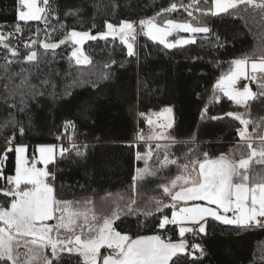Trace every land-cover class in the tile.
Wrapping results in <instances>:
<instances>
[{"label":"trees","instance_id":"trees-1","mask_svg":"<svg viewBox=\"0 0 264 264\" xmlns=\"http://www.w3.org/2000/svg\"><path fill=\"white\" fill-rule=\"evenodd\" d=\"M50 3L56 18L49 17L46 32L42 21H17L18 0H0V33L15 32L18 23L23 29L10 41L20 52L16 58L9 57L14 60L8 69L10 75L3 68L7 53L0 47V149L5 147V138L13 134L12 125L17 126L15 140L26 143L29 153L35 144L71 143L63 158L56 156L58 199L81 201V208L90 206L83 204L90 199L99 212L110 214L115 207L127 206L132 197H145V212L121 214L113 227L132 238L156 234L166 240H180L175 225H167L164 230L157 227L160 218L170 217L172 211L170 207L156 211L155 201L164 195L162 185L181 175L182 165L202 160L205 153L209 158H240L242 142L237 129L243 126L225 116L227 112L244 114L252 121L247 131L254 144L259 142L255 137L264 135V97L249 102L246 109L214 88L217 79L229 72L233 59L264 57V12L251 7L245 10L241 5L237 14L202 15L211 7L210 0H72L78 12L65 16L66 0ZM173 3L177 10L157 17L156 22L171 19L206 26L210 31L197 36L195 43L166 49L143 35L139 21L156 16ZM195 4L199 11L192 6ZM121 21L134 22L138 27L132 56L119 38L113 40L111 36L84 44L81 50L90 60L86 64H77L71 57V42L49 51L46 57L39 44L58 42L72 29L98 36L106 32L105 22L119 25ZM30 39L37 40L31 50L41 55L28 63L24 55L29 49L24 41ZM252 89L260 91L257 82ZM9 105L14 106L11 113ZM86 106L90 109L87 114ZM166 106L172 108L174 117L167 134L174 139L161 144L153 154L148 167L155 174L137 180L133 191V177L140 166L137 154L144 148V143L135 141L137 129L145 125L148 112ZM69 121L75 127L66 126ZM19 125L24 128L22 136ZM73 146L85 153L84 159L76 156ZM165 154L178 163L162 166ZM3 157L0 152L3 175H13L15 152ZM252 168L264 173V165L253 163ZM3 184L0 180V186ZM184 239L187 253L192 244L198 243L204 254L195 261L182 255L178 264H264V228L240 229L209 218L206 235L189 232ZM58 264L83 261L77 253L64 252Z\"/></svg>","mask_w":264,"mask_h":264},{"label":"snow or ice","instance_id":"snow-or-ice-1","mask_svg":"<svg viewBox=\"0 0 264 264\" xmlns=\"http://www.w3.org/2000/svg\"><path fill=\"white\" fill-rule=\"evenodd\" d=\"M208 3L209 0H204ZM211 7L202 15L211 14H237L240 6L247 10L249 7L264 12V0L257 3L256 0H210ZM17 21L27 24L30 21H42L45 23V31H48L49 17L54 16V9L50 0H18ZM199 11V5H192ZM65 16L76 15V9L72 0H66ZM177 10L175 3L168 8L161 9L156 16L139 21L140 30L154 43L163 45L166 49H173L195 43L194 39H176L169 41L167 37L173 32L194 34L208 33V27L193 26L188 22H176L168 19L161 26L157 24V17ZM232 10V11H230ZM187 11V7H185ZM188 15L193 13L188 11ZM106 32L92 35L89 31L69 30L64 39L58 42L40 41V47L44 54L55 52L60 45L71 42L73 50L71 57L77 64L90 63L89 58L79 47L86 40L119 38L120 43L127 48L128 56L134 55L133 42L136 40L137 29L134 22L121 21L119 26L105 22ZM39 31V30H38ZM23 29L17 24L15 32L7 35L0 33V47L7 53L4 57V71L8 69L14 60L9 59L20 56L18 48L11 46V39L15 35L22 34ZM131 41V42H130ZM37 40L24 41V47L29 51L24 55L28 63L37 61L41 54L31 50ZM115 63V61H113ZM109 65H105L108 68ZM19 75V74H16ZM241 79L258 83L260 91L254 92L245 84L242 89L236 85ZM214 88L223 94L229 101L247 109L249 102L264 97V57L259 60H249L247 57L233 59L228 73L220 76ZM9 110L14 108L9 105ZM22 110V109H21ZM90 109L85 107V114ZM9 113V114H10ZM171 108H165L162 112L154 114L156 120L148 117L147 123L160 129L159 133L147 137L149 140H171L170 135L165 134V129L172 127ZM143 116L144 114L141 113ZM239 121L242 128L237 129V135L242 142L239 146V159H233L221 155L216 159L204 154L202 160H190L182 165L181 175L171 180L170 185H162L163 193L170 197L171 203L162 205L155 201L156 211L163 212L165 207L172 209L171 217L163 215L157 227L166 229L167 225H176L181 239L179 242H171L163 239L161 235H138L135 239L127 234H122L113 227L120 215L113 212L110 216H98L91 208L81 211V201L58 199L55 188L57 180L58 162L56 151L50 146H40L37 149L39 160L33 158L29 163L26 145H12L15 141L16 125H12L13 134L5 138V147L0 149L7 157L9 152L16 155L15 174L5 177L0 169V180L4 184L0 186V264H58L61 253H77L82 257L83 264H178L182 255H188L193 261L203 257L204 249L200 244H192L193 253H187L188 244L184 239L185 233L205 234L208 219L211 218L223 225H232L240 229L264 228V173H258L253 168V163L264 165V135L255 137L259 143L254 144L252 134L247 127L251 120L244 118V114L227 112L224 114ZM223 119V117H212ZM162 121V122H157ZM75 127L72 122H66V126ZM7 131V128H6ZM21 135L24 133L22 125L18 126ZM256 129L253 128V132ZM143 140V135L139 136ZM76 156L85 158V153L75 148ZM86 147V146H85ZM162 145L157 143L155 148L151 145L142 156L137 159L145 160V167L137 169V175L133 177V191L137 189V180H143L145 175H154L149 170L147 160L154 153H158ZM68 149H61L59 156L64 157ZM37 163L45 165L38 168ZM78 163V161H73ZM162 166L176 165V159H169L167 154L160 161ZM52 165L51 168L48 166ZM191 166V167H190ZM179 182V183H178ZM179 190H175L176 188ZM133 203H135L133 201ZM91 205L90 199L83 202ZM231 213V216L228 215ZM126 216L136 215V209L127 206ZM152 213H146L151 215ZM102 220V223H101ZM55 221V223H49ZM186 225H191L189 227ZM101 249L110 250L103 254ZM50 250V255L49 251ZM199 252L200 256L194 255Z\"/></svg>","mask_w":264,"mask_h":264},{"label":"rangeland","instance_id":"rangeland-1","mask_svg":"<svg viewBox=\"0 0 264 264\" xmlns=\"http://www.w3.org/2000/svg\"><path fill=\"white\" fill-rule=\"evenodd\" d=\"M173 21H174V20H173ZM164 22H165V21H164ZM164 22H163V23H158V22H157V24L163 26V25H164ZM176 22H180V21H176ZM188 23H189V22H188ZM134 25H135V24H134ZM115 26H119V25H115ZM193 26H194V25H193ZM135 27H136V29H137V36H138V27H137V25H135ZM106 31H107V30H106ZM172 34H174L176 37H175L174 40H171V41H175L176 39H181V38H184V39H189V38H191V39H195V37L198 35V34H194L193 36L190 37V34L188 33L189 37H188V38H185L186 33H185V32H182V31H181V32H173ZM6 35H7V34H6ZM137 36H136V39H137ZM133 47H134V51H135L136 45L133 44ZM252 82H253V81H252ZM240 83H243V86H244L245 84H247V85L250 87V89H251L252 91H254V90L251 88V85H250L251 81H250V80H244V79H241L240 81H238V83H237L236 86H237L238 88H241V89H242L243 86L240 87ZM254 92H255V91H254ZM165 108H171V107H170V106H166V107H164L163 109H161V110H159V111H151V112H148L147 115H145V125H144L142 128H138V129H137V133H136L135 141H136L137 143H144V148H143V150H142L141 152L138 153L139 155L142 156L144 153H146V152L148 151L150 145H151L152 148H155V146H156L157 143H159V144H166V143H171V142L173 141L172 139H171V140H149V139H147V137L153 135L154 133H159V132H160V129L157 128V127L155 126V124L150 126V125L147 123L148 117L151 116L153 120H156V116H155L154 114L162 112ZM171 109H172V108H171ZM173 120H174V117H173V112H172V113H171V122H172V126H173ZM157 122L159 123V122H162V121H157ZM171 128H172V127H171ZM171 128H170V129H171ZM170 129H165V134H166V135H168L167 133L169 132ZM140 135H143V136L145 137V139H143V140L139 139V136H140ZM258 143H259V142H258ZM18 145H26V146H27L26 143H20V144H18ZM70 145H71V143H65V144H64V143H61V142H59V143H40V144H35V145H34V148H32V150H31L30 153L28 152V148H27L26 156H27L28 161H29V159H30V156H32L33 158L35 157L37 160H39V153L37 152V149H38L40 146H50V147H53V148L55 149L56 153H57L56 156H58V155H59V152H60L61 149H67ZM16 146H17V145H16ZM33 149H34V150H33ZM138 154H137V156H138ZM15 156H16V155H15ZM138 160H139V163H140V166H139L138 168H141V169L144 168V167H145V160H144V159H138ZM149 160H150V159L147 160V165H148V161H149ZM29 163H30V162H29ZM30 164H31V163H30ZM15 166H16V157H15ZM37 167H38V168H43V167H45V165H43L42 163H37ZM190 167H191V166H190ZM14 174H15V172H14ZM14 174H13V175H14ZM173 179H175V177H174ZM173 179H172V180H173ZM170 182H171V181H170ZM170 182H168V184H166V185H170ZM178 183H179V182H178ZM175 190H179V188L177 187L176 189H174V191H175ZM157 200H159V201L161 202L162 205H168V204L171 203L170 197L166 196L165 194H164L163 196L157 198L156 201H157ZM133 201H134L135 203H133ZM146 201H147V199H146L145 197H139V198L132 197V199L129 201V203L127 204V206H128V205H131L133 208L136 209V212H145L146 207H144V205H145ZM117 206H118V205H117ZM127 206H122V208L115 207L114 210H112V212H111L110 214H103V213L99 212L94 204H92V205H90V206H84V207L80 208V210L83 211V210H86V208H91L92 211L95 212L98 216H104V217H107V216H110L113 212H116V213H118L119 215L124 214V213L127 211ZM171 212H172V211H171ZM228 215L231 216V213H229ZM170 217H171V215H170ZM170 217H169V218H170ZM49 223H55V221H50ZM101 223H102V220H101ZM175 226H176V225H175ZM186 226L193 227V226H191V225H186ZM176 227H177V229H178V226H176ZM178 232H179V229H178ZM122 234H124V233H122ZM48 251H49V253H50V250H48ZM101 252H102L103 254L106 255V254H108L109 250H108V249H101Z\"/></svg>","mask_w":264,"mask_h":264},{"label":"built area","instance_id":"built-area-1","mask_svg":"<svg viewBox=\"0 0 264 264\" xmlns=\"http://www.w3.org/2000/svg\"><path fill=\"white\" fill-rule=\"evenodd\" d=\"M18 7H19V5H18ZM167 39L170 41V40H174V36H169V37H167ZM131 42V41H130ZM136 42H137V39L133 42V44H135L136 45ZM21 135V134H20ZM22 136V135H21ZM21 142H18V141H14V144L12 145V146H16V145H18V144H20ZM32 150V149H31ZM31 152V151H30ZM32 160H33V157L32 156H30V159H29V162L31 163L32 162ZM110 251V250H109ZM189 252L190 253H193V249H192V247H190L189 248ZM194 255H198V252H195L194 253Z\"/></svg>","mask_w":264,"mask_h":264},{"label":"crops","instance_id":"crops-1","mask_svg":"<svg viewBox=\"0 0 264 264\" xmlns=\"http://www.w3.org/2000/svg\"><path fill=\"white\" fill-rule=\"evenodd\" d=\"M256 2H257V3H260L261 0H256ZM200 34H206V33H199L197 36H199ZM172 36H174V39H175L176 36H175L174 34H172ZM197 36H196V37H197ZM188 37H189V35H188V33H186L185 38H188ZM196 37H195V39H196ZM195 39H194V40H195ZM170 41H171V40H170ZM254 60H259V59H254ZM250 61H251V60H250ZM253 83H254V82L251 81V83H250L251 88H252V84H253ZM241 86H243V83H240V87H241Z\"/></svg>","mask_w":264,"mask_h":264},{"label":"water","instance_id":"water-1","mask_svg":"<svg viewBox=\"0 0 264 264\" xmlns=\"http://www.w3.org/2000/svg\"><path fill=\"white\" fill-rule=\"evenodd\" d=\"M88 41H90V40H86L82 45H80L79 47L82 49L83 48V46H84V44L85 43H87ZM218 158V157H217ZM211 159H216V158H211ZM150 235H156V234H150ZM133 239H135V238H133ZM171 242H179V240H177V241H171ZM170 264H171V262H170Z\"/></svg>","mask_w":264,"mask_h":264}]
</instances>
